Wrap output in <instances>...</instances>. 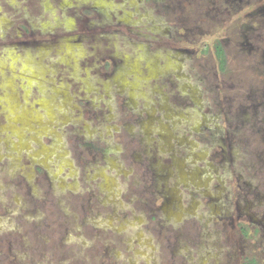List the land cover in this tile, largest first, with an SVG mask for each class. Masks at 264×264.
<instances>
[{"label":"rangeland","instance_id":"rangeland-1","mask_svg":"<svg viewBox=\"0 0 264 264\" xmlns=\"http://www.w3.org/2000/svg\"><path fill=\"white\" fill-rule=\"evenodd\" d=\"M131 1L137 5L142 2L0 0V264H203L213 261L212 255H219L220 264H242L245 254L264 264V227L256 231L257 224L253 223L250 235H246L241 225L249 218L238 217L235 209L230 210L231 219L228 213L224 220L214 217V224L206 232L210 239L203 240L204 216L180 227L173 223L174 218L165 217L163 210L151 214L146 208L151 203L157 207L161 203L153 171H162V166L169 173L164 182L157 183L160 192L177 187L178 195L183 194L186 201L196 189L194 180L185 176L176 164L179 145L174 146L175 152L166 148L165 154L164 142L152 136V132H144L146 128L160 130L161 123L172 120L175 134L183 137L186 135L183 132L189 130L188 121L179 114L193 111L174 105L173 111H164L170 119L165 121L162 114L161 122L159 119L154 125L144 126L140 124L146 120L144 109L151 111L146 105L154 100L177 104L187 94L182 86L187 76L196 84L205 77L202 66L210 70V82H219L224 87L222 94L228 95L237 72H243L247 65L237 61L240 51L233 49V42H228L229 72L218 70L214 56H201L200 48L206 42L213 43L217 32L225 26L218 28L217 24L203 37L179 26V45L197 49V53L185 64L186 78L178 82L174 94L168 76L158 78L149 73L146 77L145 72L137 71L146 67L143 55H132V42L121 34L111 33L109 42L117 53L133 63L136 71L124 67L122 60L119 69L106 77L101 73V64L115 52L110 47L111 52H104L106 41L101 34L96 33L93 40L82 37L80 42L71 38L85 31L80 19L84 10L101 8L103 4L122 16L126 9L123 6ZM95 29L93 32L99 30ZM123 67L130 78H124L127 83L123 85L128 87V94L140 98L136 103L140 102L138 107L144 108L132 125L118 120L122 112L115 108L120 86L112 82L121 85V79L114 75H119L120 70L127 73ZM166 70L171 73L170 68ZM247 74L255 75L251 71ZM130 81L135 83L133 89L129 88ZM156 88L159 93L152 92ZM82 99L87 103L81 105ZM90 106L95 109L93 112H89ZM197 112L194 111L196 117ZM140 133L142 138L156 140V151H151L148 144L149 156L144 150L145 143L142 148ZM236 137L250 149H264L254 144L258 141L264 144V134L253 136L249 130L240 129ZM225 141L228 143L227 138ZM209 147L201 149L202 158L193 165L207 169L212 164L207 174L213 179L216 175L212 162H217L215 149ZM253 161L251 167L249 160L239 157L236 166L245 174L260 172L264 161ZM107 178H113V190L118 191L115 214L111 219L105 218L112 228H102L100 222L111 210L103 204L104 193L100 191ZM255 190L235 189L239 194L232 195L231 203L235 204L232 207L236 208L237 200L243 196L255 198L257 192L264 193V181ZM89 198L93 201L89 202ZM261 212L264 213V208ZM98 234H102L100 239L96 238ZM174 235L180 236L185 244L182 252L179 244H173L175 240H168ZM207 251H211L210 256L204 261Z\"/></svg>","mask_w":264,"mask_h":264},{"label":"flooded vegetation","instance_id":"flooded-vegetation-1","mask_svg":"<svg viewBox=\"0 0 264 264\" xmlns=\"http://www.w3.org/2000/svg\"><path fill=\"white\" fill-rule=\"evenodd\" d=\"M100 7L94 6L83 11V16L81 15L80 19L83 20L85 31L77 32L71 40L80 42L82 37L93 40L95 34L100 33L102 39L106 41L104 52H111L112 44L109 42V35L112 33L126 36L133 44L134 52L132 55H143V57H140L146 67L141 70L137 69V71L140 73L145 72L146 77L149 73L158 78L168 76V84L172 87V94L177 91L176 85L179 86L178 82L186 78L185 64L189 59L194 58V54L197 53V49L179 45L178 35L180 30L184 29L203 37L205 34L211 33L212 29L216 28L215 25L220 24L218 28L225 26V32H223L224 30L217 32L218 37L212 41L213 43L205 41V45L200 49L201 56L204 58L214 56L218 62V70L224 73L227 70L230 71L228 42H233V49L240 51L238 54L241 57L237 58V61L239 60L242 65H247V68L243 72H237L238 75L235 81H232L233 83L231 82L232 84L228 87V95L222 94L224 87L219 82H216V80L215 83L210 82L208 77L210 70L202 66L206 73L205 77L201 78L200 84H196L193 83L194 81L189 80L190 76H187V82H182L187 94L182 95L177 104L154 100L146 105L151 110L149 112L147 109L138 107L140 102L136 103V101H140V98L137 95L131 96L128 94V87L125 84L123 85L124 78L130 79L127 78L129 73L126 68L129 67L136 71V67L128 61L129 59L126 60L112 48L115 54L106 57L109 59H105V62L101 64L103 66L101 73L109 77L116 69H119L118 66L122 64L120 61L125 62L124 67L126 68L123 67V69L127 73L120 70L119 75H114V77L121 79V85L112 83L114 86L119 85L121 87L118 86L119 91L116 92L118 93V99L115 101V108L122 112L121 119L117 117L118 120L126 125L137 122L141 117L138 112L143 111V109L146 120L142 123L140 121V124L144 126L154 125L159 119L161 122L162 114L165 115V121L170 119L171 116L164 113V111H173L174 105H182L184 108L193 111V113L182 111L179 114V117H184L188 121L189 130L183 132V134H186L183 137L175 134V124L172 120L161 123L160 130L150 131L147 128L144 129L146 134L152 132V136H158L159 140L164 142L165 148H162V152L165 154L167 152L166 148L175 152L174 146L179 145L177 149L179 157L178 160L176 159V164L185 176L188 175L196 183L195 191L192 192V195L190 193L191 197L186 202L183 200V194L178 195L177 187L174 189L168 188L165 193L158 190L157 183L164 182L165 176L169 172L163 166L160 172L159 169H155L153 171L155 175L154 184L161 203L159 207L154 206V203L146 207L151 210V214L155 210H163L164 216L174 218L175 222L173 223L180 227L187 221H199V216H204L205 221L202 223L203 234L201 236L203 240H206V237L210 239L206 232L211 227L210 225L214 224V217L224 220V215L228 213V218L231 219L233 216L230 211L231 208L237 210L238 217L247 215L246 217L249 218L245 221L246 224L241 225L242 232L246 235H250L253 223L257 224L256 231L260 229V226L264 227V213L261 212L264 208V193L257 192L255 198L243 196V199L237 200L236 208L232 207L235 204L231 203L232 195L239 194L235 192V189L237 191L243 188L255 190L258 184L264 181V167L260 172L245 174L243 169L236 166V159L239 157H241V160L242 158L249 160L251 167H253V160L264 161V149L263 151L256 150V147L250 149L248 145H242L239 142L241 140L236 137L240 129L249 130L253 136L263 137L264 134V0H142L140 5H137L135 1H131L129 5L125 4L123 6V9H126L122 12V16L117 14L116 11L113 12L106 5L102 4ZM171 21H173L171 24L174 27L170 25ZM100 26H107V28L100 30ZM95 28L99 30L93 32V30H96ZM174 31L175 34H172ZM230 31L232 33H228ZM221 32L224 33L223 36ZM128 54L130 55V53ZM149 66L151 70H148ZM165 68H170L171 73ZM249 71L254 72L255 75L253 77L252 74L248 75ZM129 84L131 86L129 88L133 89L135 83L130 81ZM158 91H160L159 88H156L152 92L159 93ZM175 96L178 97V95ZM84 102L87 103V100L82 99L80 101L81 105ZM107 105L110 109L111 101ZM89 108V112L95 110L91 106ZM99 111L101 110L99 109ZM194 111H198L196 114L199 115L198 117L195 116ZM226 125L227 127H225ZM118 127L115 126V128ZM140 136L142 148H144L143 143H145L144 150L147 156H149L148 144L151 151L157 150L154 144L156 140L142 138V133H140ZM226 138L228 143L225 141ZM254 144L264 146L260 141ZM201 146H204L205 149H207L206 146H210L209 150L213 151L215 149L213 155L217 163L212 162V172L216 175L213 179H210L211 176L207 174L212 164L207 166V169L193 165L202 158L201 149L203 148ZM158 166V168L161 167L160 164ZM218 170L220 171L218 172ZM112 179L107 178L100 188V191L104 193L103 204L111 209L106 215L104 214V218L100 221L102 228H106V226L112 228L109 223L107 225L108 221L105 218L111 219L115 214L114 207L117 204L118 191L113 190L114 182H112ZM92 201L89 198V202ZM164 219L169 220L168 218ZM116 232L119 233L117 230ZM101 235L98 234L96 238L100 239ZM180 238V236L177 238V235H174V238L169 237L168 240H175L173 244H179V251L182 252L185 244ZM193 243H195V240ZM206 247L209 249V245L206 244ZM210 252L207 251L208 254L203 256L204 261H207ZM212 257H214L213 261L208 260L203 264H220L219 255H212ZM242 257V264H263L255 256L245 254Z\"/></svg>","mask_w":264,"mask_h":264}]
</instances>
